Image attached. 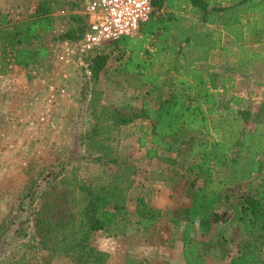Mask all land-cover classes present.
I'll return each mask as SVG.
<instances>
[{"label": "trees", "instance_id": "16d2710c", "mask_svg": "<svg viewBox=\"0 0 264 264\" xmlns=\"http://www.w3.org/2000/svg\"><path fill=\"white\" fill-rule=\"evenodd\" d=\"M37 1L33 16L20 22L0 10L2 76L13 66L33 69L47 60L50 50L33 46L55 32L58 12L69 5L77 8L69 0ZM152 4V16L136 36L111 41L87 55L91 77L84 76L80 97L88 99L86 111L92 123L80 140L93 163L114 169L113 177L88 184L79 180L77 168L60 169L37 192L39 207L32 203L34 233L19 229L41 252V259L12 255L2 264H52L56 257H67L74 264L109 263L110 252L94 240L99 232L112 238L130 224L128 196L137 169L128 157L118 155V142L137 125L144 132L140 144L147 157L158 159L163 172L178 175L177 156H186L191 203L170 213L171 224L183 228L185 263L209 264L210 242L198 236L209 239L215 228L225 226L241 235L227 264H264L259 254L264 246V102L256 112L239 110L235 118L221 114L230 111L228 102L220 106L235 75L246 74L252 66L249 60L257 56L245 44L260 42L256 36L258 26H264V0H231L228 6L217 0H152ZM65 20L66 31L57 40L78 43L88 30V16L78 11ZM210 25H219L231 35L241 53L238 62L213 64L222 35L209 31ZM113 55L119 61L117 72L139 77L137 85L146 90L138 108L122 110L101 103L96 84ZM134 216L136 230L149 235L159 225L162 211L139 197ZM223 235L217 245L225 250L232 235L227 231Z\"/></svg>", "mask_w": 264, "mask_h": 264}, {"label": "rangeland", "instance_id": "374dc122", "mask_svg": "<svg viewBox=\"0 0 264 264\" xmlns=\"http://www.w3.org/2000/svg\"><path fill=\"white\" fill-rule=\"evenodd\" d=\"M69 2L76 4L77 8L72 9L69 5L64 11L58 12L55 32L48 34L41 43L33 46L35 49L44 46L50 52L53 49V53H50L53 64L51 63L50 66L48 64L46 68L41 67L46 60L42 61L38 66L39 71L35 68L36 72L51 70L58 76V82H61L60 78L64 81L66 74L68 79L65 82L69 83L70 94L76 99L75 102H67L66 105L59 103L58 106V96L54 95L47 100H53L54 104L47 103L44 107L53 108L60 122L65 119L60 126L62 133L41 128L39 125L35 126L31 121L36 118L34 117L36 110L29 114L24 107L27 105L26 102L30 101V96L33 97L27 93L28 86L13 79H2L0 75V81L4 80L2 83H6L5 86L0 87V264L12 255L25 254L28 260L41 259V252L33 248L35 244L32 240L24 239L19 234V229L23 227L28 234L34 233L31 208L33 205L35 207L40 205L37 192L44 188L48 180L54 178L60 169L69 172L77 168L79 180L82 179L88 184L107 182L115 173L111 166L93 163L86 155L80 140V136L92 123L90 113L86 111L88 99L80 97L84 76L87 75V80L91 77L87 64L88 53H83L81 46L75 43L65 42L62 46L64 42L58 41L57 37L66 31V16L78 11L84 13L87 0H69ZM37 4V0H0V10L3 12L2 8H4L6 10L4 12L9 14L13 22H20L33 16ZM68 53L72 60L67 66L73 65V68L65 69L70 73H64L61 68L58 70L60 65H56L54 61L60 63L59 56ZM115 54H119L118 51ZM116 55L111 57L105 73L96 84L97 90L102 94L101 103L122 110L138 108L145 99L146 90L137 85L139 77L117 72L119 61ZM89 88L91 89V86ZM233 100L241 102V105L237 106L236 101L232 103ZM227 102L230 111L224 110L222 116L235 118L239 110L256 112L259 104L264 102V79H238L233 84V88L222 95L221 108H224ZM16 107V112L11 113ZM137 126L125 131L118 142V155L128 157L137 169L135 184L128 196L130 224L125 232L118 231L112 238L102 232L97 233L94 244L110 252L111 258L108 264H186L181 241L183 228H176L170 222L172 210L187 207L191 203L188 194L191 178L185 171L186 156L184 154L177 156L178 175L172 176L168 172H163V164L158 159L147 157L146 147L140 144L144 132L141 133ZM213 138H217L215 134ZM149 139H146L147 142L150 141ZM261 177H264V172ZM30 192L35 195L30 196ZM139 197H143L149 205L162 211L159 225L149 235H143L135 227L137 219L134 216V208ZM224 231L232 235L227 237L225 250L217 245ZM209 237L211 238L198 236L199 240L210 242L207 249L209 264H227L237 252L234 241L239 240L241 235L235 233L233 228L220 226L215 228ZM259 254L264 259V246ZM52 264H74V262L67 257H56Z\"/></svg>", "mask_w": 264, "mask_h": 264}, {"label": "crops", "instance_id": "0c3cea01", "mask_svg": "<svg viewBox=\"0 0 264 264\" xmlns=\"http://www.w3.org/2000/svg\"><path fill=\"white\" fill-rule=\"evenodd\" d=\"M217 2L223 3V6H228L231 4V0H217ZM2 9L3 12L6 11L4 8ZM258 27H259V31L257 30L258 35L256 36V40H259L260 42L254 44L247 42L245 44L246 48L257 52V56L254 57L253 59L251 58L252 60L251 59L249 60L252 66L250 67L249 71L246 74L235 75V82H237L238 79L241 78L244 80L264 79V26H258ZM208 30L217 31V34L218 32H220V34L222 35V41L218 45L220 50L214 53L216 57L214 58V63L213 62L212 63L215 65L218 64L225 65V64H233L235 62H238L239 61L238 58L240 59L239 56L241 53L238 51V45L234 42L231 35L226 31H224L223 28L219 25L217 26L210 25L208 27ZM64 44L65 42L62 44V46H64ZM66 44L68 43L66 42ZM52 51L53 49L51 50L50 53H53ZM60 56H59V60H60ZM51 58L52 57L49 56V58L46 61L43 60L45 61V64H41V67L45 66L46 68L48 64L50 66V64L52 63ZM55 60L57 59L55 58ZM54 62L56 63V65H60L58 66V70H60L59 68H61L64 71V73L65 72L70 73L65 69L73 68V65L67 66V64L71 62V59L68 63L65 61L64 62L61 61L60 63H62V65L59 63V61H54ZM35 68H37V71H39V67H35ZM35 68L33 69L30 68L25 70L22 69L21 67L13 66L11 68L9 75L7 74V76L6 75L2 76L3 77L2 79L4 78L13 79V81L19 82L20 84L25 83V85L28 86L27 93L33 95V97L30 96V101H27L26 102L27 105L24 107L29 114L32 113L34 109L36 110L34 115V117L36 116V118L34 119V121L31 120L30 121L33 122L35 126L39 125L41 128L44 129L48 128L49 130L61 134L62 129L60 128V126L65 122V119H63V122H60L53 108H51L50 106H46V108L44 107L45 105H47V103L48 104L51 103L52 105L54 104L52 103L53 100L47 101L48 99L53 98L54 95L58 96V106L59 103L62 104L64 103V105H66L67 102L72 103V101L73 102L76 101V99L72 98V95L70 94L69 83L65 82V80L68 79V76L65 74L64 81L60 78L59 81L61 82H58L57 80L58 76L56 75V73H52L51 70H49L48 72L37 73ZM29 76H32V79H30ZM3 81L4 80L0 81V87L6 85V83H2ZM16 110L17 107L14 108L11 113L16 112ZM42 124L45 125L43 126ZM74 129H75V124H74ZM74 134L76 133L74 132Z\"/></svg>", "mask_w": 264, "mask_h": 264}, {"label": "built area", "instance_id": "2783aa9c", "mask_svg": "<svg viewBox=\"0 0 264 264\" xmlns=\"http://www.w3.org/2000/svg\"><path fill=\"white\" fill-rule=\"evenodd\" d=\"M153 13L152 0H91L85 9L89 27L78 44L83 53H90L111 41L122 37H133L142 24ZM70 54L60 56L61 61L69 62Z\"/></svg>", "mask_w": 264, "mask_h": 264}]
</instances>
